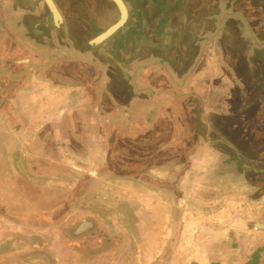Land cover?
Returning <instances> with one entry per match:
<instances>
[{
  "label": "crops",
  "instance_id": "crops-1",
  "mask_svg": "<svg viewBox=\"0 0 264 264\" xmlns=\"http://www.w3.org/2000/svg\"><path fill=\"white\" fill-rule=\"evenodd\" d=\"M122 1L125 26L91 46L62 0L59 24L45 0H0L2 203L49 199L73 174L84 190V172L97 183L122 172L161 209L133 210L130 196L120 227L154 240L155 261L168 240L172 264L181 251L188 264H264V23L248 16L264 0ZM218 184L223 197L204 195Z\"/></svg>",
  "mask_w": 264,
  "mask_h": 264
},
{
  "label": "rangeland",
  "instance_id": "rangeland-1",
  "mask_svg": "<svg viewBox=\"0 0 264 264\" xmlns=\"http://www.w3.org/2000/svg\"><path fill=\"white\" fill-rule=\"evenodd\" d=\"M238 5L239 7L242 6L240 2H238ZM112 8L110 11L105 7L99 8L101 15L108 14L109 18L103 19L97 25V23L92 22L95 13L91 1H85L82 16L79 14V17L85 23L87 22L86 25L91 29L93 38L106 31L119 20L120 15ZM253 15L254 17H251ZM253 15L248 13L250 19L254 18V21L257 19L256 21H260L259 23H264L263 13ZM258 35L264 38V30L260 31ZM119 151L122 150L119 148ZM117 174L119 176L106 178L109 180L97 183L93 181V175L88 176L84 172L80 174L85 180L84 183L86 181L87 183L94 182V187L86 186L84 190L80 189L81 186L77 187L81 184L82 177H78L76 181L75 174L69 177L66 182L57 180L52 184V196L45 197L49 199H44L41 194L36 196L35 206L22 202L14 205L9 202L2 203L4 199L0 198V264H125V261L128 264H139V258L141 257L144 258L142 260L143 264H157L163 257L162 261L165 263L162 264H172V254L168 253L171 242L168 243V240H166L165 252L155 261V252H151L155 248L154 240L150 238L142 240L129 235L125 236L122 233L124 230L120 227L123 226L125 221L123 208L124 204L130 203V196H134L135 199L133 205H131L133 210L159 212L161 209H158L155 205L147 204L146 200L155 196L151 190L152 188L140 185L142 189H137L132 182V186H130L129 181L124 179L125 176H122L124 175L122 172ZM22 175L27 174L23 173ZM157 176L154 173L152 177L147 178L156 180ZM217 179H214V181ZM66 185H68L67 188H65ZM137 185L139 184L137 183ZM221 187L222 185L218 184L217 189H211L216 193L207 192L204 195L214 197L217 194L223 197L226 192L221 190ZM93 191L96 195L94 201L91 196ZM145 191H148V195ZM83 192L86 193V200L84 199L82 204H77ZM90 196L91 199H89ZM4 198L6 199V197ZM166 199L171 204L173 202L174 207H176L175 196L170 194L166 196ZM44 200H50L52 203L45 205ZM216 206H220V204ZM201 208L200 211H204L203 208L206 207L202 206ZM99 210L104 214L100 221L101 224L97 219L99 214L95 212ZM163 210L165 215L170 217V207ZM86 222L91 223L93 226L87 231L81 230L80 226H83ZM116 226L120 229H117ZM164 228L170 229V223L164 225ZM114 234H117V236L113 237L115 238L113 248L117 250H113L115 252L112 253V256H109L108 252L101 254L104 250L107 251L111 245L110 242L106 243L105 240L108 236ZM142 244L145 247V253H141L142 249L138 247ZM181 250H183L182 247H180ZM192 250L193 248H190V251ZM188 257L187 251H181L180 264L192 262Z\"/></svg>",
  "mask_w": 264,
  "mask_h": 264
},
{
  "label": "flooded vegetation",
  "instance_id": "flooded-vegetation-1",
  "mask_svg": "<svg viewBox=\"0 0 264 264\" xmlns=\"http://www.w3.org/2000/svg\"><path fill=\"white\" fill-rule=\"evenodd\" d=\"M62 1L64 3V9H62L63 14L65 13L64 11L66 9H68V14L71 15V16L70 15L67 16V17H69L68 25H70L71 27L80 28V29L82 27H84L86 29V27H87L86 23L87 22L85 23V21L79 17V14H80V16H82V9H83V6H84V3L86 0L85 1L84 0H62ZM90 1L92 4V7L94 9V13H95L94 14V21H92V22L97 23V25H99V23L101 21H103V19H106L107 17L109 18L108 14L101 15V13L99 11L100 7H102V8L105 7L109 11L113 7L119 13L117 6L110 0H90ZM54 2L58 6L57 0H55ZM113 8H112V10H113ZM59 12H60V10H59ZM60 14H61V12H60ZM119 15H120V13H119ZM61 16H62V14H61ZM62 18H63V16H62ZM57 23L59 24V23H61V21H57ZM92 226L93 225H91V223L89 224L86 222L85 224H83V226H80V228H81V230L87 231Z\"/></svg>",
  "mask_w": 264,
  "mask_h": 264
},
{
  "label": "water",
  "instance_id": "water-1",
  "mask_svg": "<svg viewBox=\"0 0 264 264\" xmlns=\"http://www.w3.org/2000/svg\"><path fill=\"white\" fill-rule=\"evenodd\" d=\"M110 1H112L117 6L120 13V18L109 29H107L105 32L95 37L91 41V45H100L106 42L108 39L114 36L118 31H120L128 21L129 14L124 2L122 0H110ZM45 2L52 13L54 20L61 21L62 17L55 2L53 0H45Z\"/></svg>",
  "mask_w": 264,
  "mask_h": 264
},
{
  "label": "trees",
  "instance_id": "trees-1",
  "mask_svg": "<svg viewBox=\"0 0 264 264\" xmlns=\"http://www.w3.org/2000/svg\"><path fill=\"white\" fill-rule=\"evenodd\" d=\"M105 252H106V250H104L103 253H101V254H104ZM99 253H100V252H99Z\"/></svg>",
  "mask_w": 264,
  "mask_h": 264
}]
</instances>
